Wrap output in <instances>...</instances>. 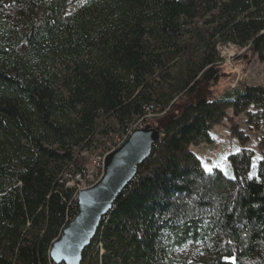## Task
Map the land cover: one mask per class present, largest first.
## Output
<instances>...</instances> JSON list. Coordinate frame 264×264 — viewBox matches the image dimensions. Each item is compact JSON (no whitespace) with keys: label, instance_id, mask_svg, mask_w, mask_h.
<instances>
[{"label":"trees","instance_id":"trees-1","mask_svg":"<svg viewBox=\"0 0 264 264\" xmlns=\"http://www.w3.org/2000/svg\"><path fill=\"white\" fill-rule=\"evenodd\" d=\"M79 1L0 0V264H55L79 212L68 179L151 106L164 137L82 264H170L187 247L202 257L179 264H264V151L252 176L250 139L233 127L229 178L190 150L231 109L264 121L263 87L212 91L220 46L264 63V0H86L70 15Z\"/></svg>","mask_w":264,"mask_h":264},{"label":"rangeland","instance_id":"rangeland-1","mask_svg":"<svg viewBox=\"0 0 264 264\" xmlns=\"http://www.w3.org/2000/svg\"><path fill=\"white\" fill-rule=\"evenodd\" d=\"M85 3L86 0H80L74 4L69 9V14L72 15L79 12L80 8ZM219 51L222 57L220 65L224 71V76L219 84L212 89L215 98H222L232 93L235 89H241L244 86L264 88V63L260 62L258 56L253 55L248 48L242 49L232 44L220 46ZM257 113L258 111L252 107L250 109V114L235 117L234 110L231 109L229 111V118L233 119L234 122L231 123L228 118L223 121L220 126L215 127L210 134L212 143H200L190 147V150L197 155L208 173H212L214 170L219 169L227 177H234L229 157L240 152L242 149L240 141L232 135V128L238 126L242 133L250 139L246 148L255 153L252 176H255V174L257 175L258 163L262 160V151H264V121L249 116L257 115ZM157 118L159 117L157 116L148 121L147 125L155 127ZM119 137H121V135L117 137L114 134L110 135L113 141H116ZM113 141L109 142V144L114 143ZM109 144L108 147L110 148L114 146H110ZM108 153L105 150L86 153L84 157L89 161L87 174L90 172L89 174L91 177H84L81 180H77V178L71 180L69 178L68 186L76 189H78V187L87 188L98 182L103 176V169L98 166L96 160L98 157H105ZM192 256L201 258L202 254L200 249L187 247L177 251L173 254V261L170 262V264H179L178 261H188Z\"/></svg>","mask_w":264,"mask_h":264},{"label":"water","instance_id":"water-1","mask_svg":"<svg viewBox=\"0 0 264 264\" xmlns=\"http://www.w3.org/2000/svg\"><path fill=\"white\" fill-rule=\"evenodd\" d=\"M164 135L152 125L136 129L120 148L109 152L104 174L93 187L79 193V212L50 250L55 264H82L103 220L113 211L119 196L136 178Z\"/></svg>","mask_w":264,"mask_h":264},{"label":"built area","instance_id":"built-area-1","mask_svg":"<svg viewBox=\"0 0 264 264\" xmlns=\"http://www.w3.org/2000/svg\"><path fill=\"white\" fill-rule=\"evenodd\" d=\"M146 112H147V114H146V116H145L142 120H140L137 124H135L131 129L127 130V133H126L122 138L118 139V140L115 142V145L111 148L112 151L114 150L115 147H116V148H115V150H116V149L120 148L123 144H125V142L129 139V137L131 136V134L133 133L134 130H136V129H145L146 126H147V122H148V121H150V120L156 118L157 116L159 117V115L157 114V113H158V112H157V109H156L155 107H153V106L148 107V108L146 109ZM105 157H106V156H105ZM105 157H98L97 160H96V163L98 164V166H99V167H102V169H103V173H102V175L104 174V161H105ZM89 173H90V172H89ZM89 173L87 174V172H85V173L82 174V175H78L76 178H77V180H81V179H83L84 177H85V178H86V177H91V175H90ZM98 182H99V181H98ZM98 182L92 184L91 186H89V187H87V188H86V187H85V188H80V187H78V189H77V193H76V195H75V200H76V202L79 204V199H78V197H79V193H80L81 191L93 187V186L96 185ZM68 185H69V184H68ZM68 187H69V186H68ZM71 188H73V187H71ZM77 211H79V209H78ZM77 214H78V212H77ZM77 214L74 215L73 218L70 219V221L74 220V218L77 216Z\"/></svg>","mask_w":264,"mask_h":264},{"label":"snow or ice","instance_id":"snow-or-ice-1","mask_svg":"<svg viewBox=\"0 0 264 264\" xmlns=\"http://www.w3.org/2000/svg\"><path fill=\"white\" fill-rule=\"evenodd\" d=\"M209 171H210V170H209ZM232 264H235V261H234V260L232 261Z\"/></svg>","mask_w":264,"mask_h":264}]
</instances>
